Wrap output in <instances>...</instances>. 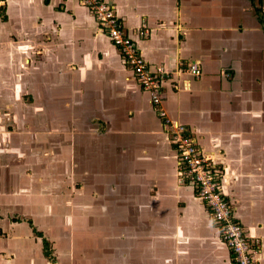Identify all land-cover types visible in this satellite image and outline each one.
<instances>
[{
    "label": "crops",
    "instance_id": "crops-1",
    "mask_svg": "<svg viewBox=\"0 0 264 264\" xmlns=\"http://www.w3.org/2000/svg\"><path fill=\"white\" fill-rule=\"evenodd\" d=\"M106 1L152 69L199 66L197 78L163 83L162 108L214 160L221 194L264 264V0ZM177 167L157 109L80 0L7 1L0 264H63L94 229L113 264H235ZM54 206L69 210L68 233Z\"/></svg>",
    "mask_w": 264,
    "mask_h": 264
},
{
    "label": "built area",
    "instance_id": "built-area-1",
    "mask_svg": "<svg viewBox=\"0 0 264 264\" xmlns=\"http://www.w3.org/2000/svg\"><path fill=\"white\" fill-rule=\"evenodd\" d=\"M8 0H0V17ZM93 14L99 27L112 45L120 52L124 62L140 88L149 96L164 126L170 133L171 143L176 147L177 168L182 183L193 186L196 195L210 211L219 227L220 238L231 251L235 264H256L257 242H250L242 225L232 214V209L221 194L214 160L200 153L186 128L172 121L162 108V86L166 80L180 75L199 77V66L192 64L178 67L175 73L162 66L152 69L144 60L134 41L125 33L114 8L106 0H80Z\"/></svg>",
    "mask_w": 264,
    "mask_h": 264
},
{
    "label": "rangeland",
    "instance_id": "rangeland-1",
    "mask_svg": "<svg viewBox=\"0 0 264 264\" xmlns=\"http://www.w3.org/2000/svg\"><path fill=\"white\" fill-rule=\"evenodd\" d=\"M58 167H59V170L57 171V174L60 173L61 171L63 172V170H64L63 165H59ZM44 200L46 201L49 199L45 198ZM50 203H52V201ZM59 203L60 202L57 201V204H59ZM42 205H43V203H42ZM53 210L55 212V217L58 218L57 221H59L60 224L64 225V228H62L63 229L62 231H64V232L66 231L68 233L70 228H69V226L66 225L65 216H66V214L69 213V210H67V209H65V210L59 209L58 210L57 209V214H56V206H54ZM71 217H72L74 223H78L79 211L73 212L71 214ZM108 223L112 224L111 222H108ZM76 226H74V227H76ZM81 229L80 230L75 229L74 231H75V233L78 234V233H81ZM100 230H102V229L100 228ZM97 231H98L97 229L90 231V235L88 238H86V241H84V240L80 241V239L77 238L76 241L74 242L75 259L72 260V258H69V255L67 254L64 256V258H62L63 264H82L81 263V261H82L81 255L82 254L84 255V257H85V255L88 256L87 263H89V261H90L91 264H113V259L110 255V253L107 251L104 252V248L108 249V246H110L111 243L108 241V238L106 236H104L105 232H103V236H96L94 233H97ZM60 232H61V229H60ZM87 263H85V264H87Z\"/></svg>",
    "mask_w": 264,
    "mask_h": 264
},
{
    "label": "trees",
    "instance_id": "trees-1",
    "mask_svg": "<svg viewBox=\"0 0 264 264\" xmlns=\"http://www.w3.org/2000/svg\"><path fill=\"white\" fill-rule=\"evenodd\" d=\"M43 247H44V254L48 257V258H50V254H51V252H50V245H49V243L47 242V241H43ZM52 258V257H51ZM50 258V259H51Z\"/></svg>",
    "mask_w": 264,
    "mask_h": 264
}]
</instances>
